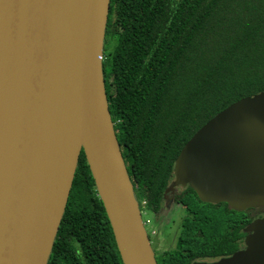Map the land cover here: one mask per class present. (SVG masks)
<instances>
[{
  "label": "water",
  "instance_id": "1",
  "mask_svg": "<svg viewBox=\"0 0 264 264\" xmlns=\"http://www.w3.org/2000/svg\"><path fill=\"white\" fill-rule=\"evenodd\" d=\"M109 7L0 0V264L48 263L81 152L122 264H157L105 93ZM171 178L203 203L264 209V92L199 129ZM246 231L232 256L192 264H264V214Z\"/></svg>",
  "mask_w": 264,
  "mask_h": 264
},
{
  "label": "trees",
  "instance_id": "2",
  "mask_svg": "<svg viewBox=\"0 0 264 264\" xmlns=\"http://www.w3.org/2000/svg\"><path fill=\"white\" fill-rule=\"evenodd\" d=\"M102 68L132 190L156 218L186 143L230 105L264 92V0H110ZM173 201L185 214L157 264L230 257L261 217L203 203L190 187ZM47 264H122L83 152Z\"/></svg>",
  "mask_w": 264,
  "mask_h": 264
},
{
  "label": "rangeland",
  "instance_id": "3",
  "mask_svg": "<svg viewBox=\"0 0 264 264\" xmlns=\"http://www.w3.org/2000/svg\"><path fill=\"white\" fill-rule=\"evenodd\" d=\"M172 185L173 178L170 179V185L167 190L168 192L166 193L161 204L160 215L156 218H152L150 215H147L145 213H143L142 215L143 220L151 218L153 220L152 224L158 231V237H152L149 234V241L156 259L161 254V251H164L166 247L171 245L172 241L170 240L172 238L174 240L172 246L175 245L176 238L180 230V224L185 214L182 206L175 204L173 201L174 197L179 195L182 192L183 188ZM248 213L251 217H256L259 215H263L264 209H252ZM146 231L150 233L149 227H146ZM161 241H164V246L162 248H159V245L162 246L160 243Z\"/></svg>",
  "mask_w": 264,
  "mask_h": 264
},
{
  "label": "built area",
  "instance_id": "4",
  "mask_svg": "<svg viewBox=\"0 0 264 264\" xmlns=\"http://www.w3.org/2000/svg\"><path fill=\"white\" fill-rule=\"evenodd\" d=\"M143 205H145V203H143ZM142 213V212H141ZM142 215H143V213H142ZM143 220V219H142ZM143 226H144V228H145V230H146V227H149V229H150V233H148L147 231V235L149 236V234H150V236H155L156 235V231L153 229V227H152V223H151V221L147 218V219H145V220H143Z\"/></svg>",
  "mask_w": 264,
  "mask_h": 264
},
{
  "label": "crops",
  "instance_id": "5",
  "mask_svg": "<svg viewBox=\"0 0 264 264\" xmlns=\"http://www.w3.org/2000/svg\"><path fill=\"white\" fill-rule=\"evenodd\" d=\"M152 226H153V229L156 231V235H155V237H158V231L156 230V228L154 227L153 224H152ZM153 237H154V236H153ZM170 241H172V242H171V245L168 246V247H166V248L164 249V251H161V253H163V252H165V251L172 250V249L174 248L175 245L172 246V244L174 243L173 238H172ZM160 243H161L162 246L159 245V248H162V247L164 246V241H161ZM171 248H172V249H171Z\"/></svg>",
  "mask_w": 264,
  "mask_h": 264
},
{
  "label": "clouds",
  "instance_id": "6",
  "mask_svg": "<svg viewBox=\"0 0 264 264\" xmlns=\"http://www.w3.org/2000/svg\"><path fill=\"white\" fill-rule=\"evenodd\" d=\"M149 237V236H148Z\"/></svg>",
  "mask_w": 264,
  "mask_h": 264
},
{
  "label": "flooded vegetation",
  "instance_id": "7",
  "mask_svg": "<svg viewBox=\"0 0 264 264\" xmlns=\"http://www.w3.org/2000/svg\"><path fill=\"white\" fill-rule=\"evenodd\" d=\"M262 216V215H261Z\"/></svg>",
  "mask_w": 264,
  "mask_h": 264
}]
</instances>
